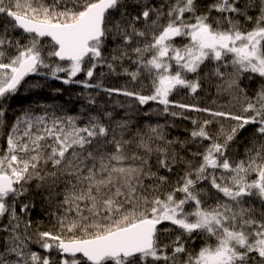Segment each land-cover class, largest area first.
I'll return each instance as SVG.
<instances>
[{
  "label": "snow or ice",
  "instance_id": "1",
  "mask_svg": "<svg viewBox=\"0 0 264 264\" xmlns=\"http://www.w3.org/2000/svg\"><path fill=\"white\" fill-rule=\"evenodd\" d=\"M0 264H264V0H0Z\"/></svg>",
  "mask_w": 264,
  "mask_h": 264
},
{
  "label": "trees",
  "instance_id": "2",
  "mask_svg": "<svg viewBox=\"0 0 264 264\" xmlns=\"http://www.w3.org/2000/svg\"><path fill=\"white\" fill-rule=\"evenodd\" d=\"M53 84V87H64V88H68L69 86H62L59 84V82H52ZM68 93L65 92L64 95H63V99L66 100L68 99ZM57 102H63V100H59ZM13 104H15V101L13 102ZM193 116H195L196 114L193 113L192 114ZM9 119H11V117H9ZM178 124H181L180 121H177ZM184 126H187V127H190V124H188L187 122H183V124L181 125V127H184ZM173 135H179L181 134V130L180 129H174L173 132H172Z\"/></svg>",
  "mask_w": 264,
  "mask_h": 264
}]
</instances>
